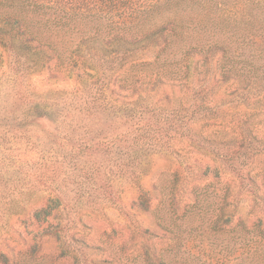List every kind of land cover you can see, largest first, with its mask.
Returning a JSON list of instances; mask_svg holds the SVG:
<instances>
[{"label": "rangeland", "instance_id": "obj_1", "mask_svg": "<svg viewBox=\"0 0 264 264\" xmlns=\"http://www.w3.org/2000/svg\"><path fill=\"white\" fill-rule=\"evenodd\" d=\"M200 9L183 3L154 19L193 18ZM256 9L264 14V8ZM7 15L30 21L50 41L72 48L103 21L75 18L62 26L54 9L0 0V27ZM187 32L194 38L207 33L198 27ZM175 42L161 57L180 56ZM229 42L230 50L236 48L237 66L263 77L260 40ZM148 59L153 60L150 67L160 63L154 55ZM18 62L0 44V134L21 137L18 155L23 161L15 172L0 173V264H152L156 259L164 264H264V88L199 87L169 96L154 92L155 98L148 100L155 101L150 105L158 112L151 117L136 113L134 134L170 123L179 127L175 136L144 133L135 144L111 136L113 146L98 151L93 132L107 129L111 118L72 109L79 103H68L74 79L53 80L34 72L35 92L20 98ZM139 68L141 73L148 70L146 65ZM49 89L52 94L44 98ZM175 99L188 103L183 108ZM57 110L62 111L56 116ZM193 112L202 117L199 123H214L221 131L213 135L216 141L193 143L179 135ZM39 113L51 114L37 123ZM70 118H76L72 126ZM50 131L60 133L57 142ZM81 138L90 142L91 151L79 150ZM144 139L149 142L140 146ZM43 148L53 156L50 167L35 163ZM40 172L52 178L49 186L39 182ZM55 186L59 198L50 205V214L36 218L35 209L47 204L43 196Z\"/></svg>", "mask_w": 264, "mask_h": 264}, {"label": "trees", "instance_id": "obj_2", "mask_svg": "<svg viewBox=\"0 0 264 264\" xmlns=\"http://www.w3.org/2000/svg\"><path fill=\"white\" fill-rule=\"evenodd\" d=\"M4 1L10 3L20 1L31 8L54 9L62 26L70 25L69 21L75 18L90 17L103 20L91 31L82 34L74 48L50 41L49 37L44 35L43 28L35 27L29 23L30 21L17 16H4L2 20L5 22L0 27V44L14 52L15 57H19L15 75L19 74L21 78L20 98L26 99L35 92V87L31 86L34 72L44 74L53 80L74 79L75 84L69 89L68 103L73 104L72 101L75 99L79 103L72 109L76 110V107L78 112L84 111L88 115L101 113L106 118H111L107 129L93 132L92 137H98L94 150L106 151L111 148L113 145L110 147L109 145L113 141L108 140L111 136L114 140L121 142L130 140L133 144L139 139V134L145 137L144 133L149 136L162 133L169 138L175 136L179 127L170 123L157 124L153 129L149 126L150 128L147 127L149 129L134 134L132 123L136 113L148 112L151 117L158 112L156 105H150L155 104V101L148 100L155 98V93L169 96L184 89L196 91L199 87H216L220 90L223 86L232 85L235 91L236 89L261 91L260 89L264 88V75L253 76L251 69L243 65L238 67L237 60L233 58L236 57L234 55L236 48L234 50L229 48L230 40L243 42L247 39L255 41V38L260 40L258 45L264 46V14L262 15L263 11L259 12L256 9L264 8V0ZM183 3L197 4L201 7L198 16L170 18L156 23L154 14ZM192 23L195 25L188 28ZM196 27L207 33L192 37V32L187 31L189 29L193 31ZM219 32L223 35H217ZM175 38L181 43L175 42L177 41ZM174 42L175 47L180 45V56L161 57ZM152 55L155 57V63L160 61L154 67H150L153 60L148 59ZM194 55H200L201 58L194 59ZM145 65L148 70L141 73L139 67ZM201 67L203 68L199 70ZM17 80L15 77L14 81ZM49 94H52L51 89L43 93L44 98ZM219 97L220 95H216L213 98ZM41 98H37V101L41 102ZM175 101L183 108L184 104L188 103L183 99ZM65 104L67 103L64 102ZM70 109L68 107L67 113ZM61 111L53 113L57 116ZM49 114L51 113H39L35 115V121L39 123L42 117L47 118ZM188 117L190 122L188 123L187 119L179 134L183 135L184 139L193 143L200 140L206 142L217 140L213 135L220 130L214 128V123H199V120L203 119L194 112ZM74 120L76 118L69 119L70 126ZM35 121H30L28 126ZM50 132L55 141L61 136L59 132ZM62 137L71 140L67 134ZM11 138L0 134V173L15 172L23 162L18 155L21 137L14 135ZM148 142L144 139L140 146ZM62 144L65 146V142ZM104 144L107 145L105 149L102 148ZM77 145L81 152L88 149L91 151L92 148L90 142L84 138L79 139ZM44 150V148L37 150L35 163L40 168L48 167V161L51 162L52 155H45ZM38 179L47 186L52 181L50 175H45L44 172L39 173ZM56 189L55 186L43 196L47 204L35 209L33 214L36 218L40 219L43 214L46 216L50 214V205L59 198V191ZM152 264L164 262L156 259Z\"/></svg>", "mask_w": 264, "mask_h": 264}]
</instances>
